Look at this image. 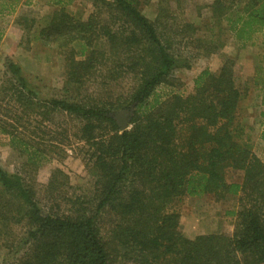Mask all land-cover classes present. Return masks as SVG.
Listing matches in <instances>:
<instances>
[{
  "label": "trees",
  "instance_id": "obj_1",
  "mask_svg": "<svg viewBox=\"0 0 264 264\" xmlns=\"http://www.w3.org/2000/svg\"><path fill=\"white\" fill-rule=\"evenodd\" d=\"M95 1L99 5L86 20L61 10L44 19L40 34L60 49L67 80L81 87L97 76L107 82L127 77L133 84L125 98L43 101L21 66L7 61V78L0 84V133L8 137V146L35 169L38 154L47 150L26 139L25 119L72 118L78 125L74 138L88 147L94 176L92 190L82 194L56 169L44 200H38L19 172L0 166V246L12 255L7 262L264 264V162L237 141L236 118L245 93L235 80V61L226 59L217 73L201 72L188 96L160 95L161 87L179 85L173 72L180 60L172 45L164 43L135 0ZM5 3L0 14L14 12L15 4ZM241 3L214 0L211 10L216 22L223 20L247 45L264 32V0ZM192 27L182 26L181 40H189ZM219 48L211 39L203 55ZM258 85L264 106V79ZM130 107L132 126L122 132L115 113ZM228 170L240 172L241 181L228 182ZM207 195L245 197L232 235L189 238L183 233L175 203Z\"/></svg>",
  "mask_w": 264,
  "mask_h": 264
},
{
  "label": "rangeland",
  "instance_id": "obj_2",
  "mask_svg": "<svg viewBox=\"0 0 264 264\" xmlns=\"http://www.w3.org/2000/svg\"><path fill=\"white\" fill-rule=\"evenodd\" d=\"M236 1L242 4L245 0ZM3 2L14 3L15 10L11 14H6V11L0 14V84L7 78V61L12 60L21 66L28 83L43 101L58 99L75 103H115L129 95L133 83L127 77L107 82L103 76H97L87 79L81 87L67 80L66 63L60 49L40 34L45 25L44 19L55 12L65 10L76 18L86 20L99 5L97 1L0 0V9ZM135 2L143 15L156 25L164 43L172 45V53L179 56V67L173 72L179 85L176 89L161 87L160 95L179 91L188 96L194 92V80L201 72L208 70L217 73L226 59L235 61V80L245 93L236 118L237 141L251 146L264 162L263 91L262 86L258 85L264 79V32L257 33L252 43L244 45L229 31L223 20L216 22L211 10L214 0ZM186 24H191L193 30L188 33L189 40H181L178 31ZM211 39L217 40L220 48L206 57L203 55L204 46ZM76 50H80V47H76ZM123 111H132V108L118 110L115 113L117 123ZM131 117L129 129L132 126ZM77 128L76 121L60 115L54 116L52 123H44L39 118H26V139L40 150L45 148L47 151L38 154V165L32 169L26 157L13 151L8 146V137L0 133V166L9 173L19 172L26 184L34 188L38 200H44L45 189L56 169L68 176L70 186L76 191L88 193L93 188L94 176L88 165V147L74 138L73 133ZM241 177L240 172L228 170L226 173L228 182H240ZM245 205L247 201L243 195L223 200L207 195L202 198L185 197L177 201L173 209L182 217L183 233L195 238L209 233L232 235L238 214ZM11 258L12 255L9 256L7 250L0 246V264H10Z\"/></svg>",
  "mask_w": 264,
  "mask_h": 264
},
{
  "label": "water",
  "instance_id": "obj_3",
  "mask_svg": "<svg viewBox=\"0 0 264 264\" xmlns=\"http://www.w3.org/2000/svg\"><path fill=\"white\" fill-rule=\"evenodd\" d=\"M131 115L132 111H123L119 114L118 123L122 132L129 130L128 121Z\"/></svg>",
  "mask_w": 264,
  "mask_h": 264
},
{
  "label": "crops",
  "instance_id": "obj_4",
  "mask_svg": "<svg viewBox=\"0 0 264 264\" xmlns=\"http://www.w3.org/2000/svg\"><path fill=\"white\" fill-rule=\"evenodd\" d=\"M190 238V237H189Z\"/></svg>",
  "mask_w": 264,
  "mask_h": 264
}]
</instances>
